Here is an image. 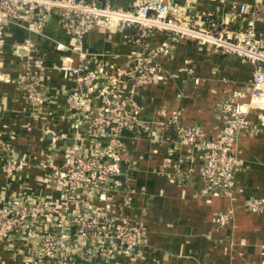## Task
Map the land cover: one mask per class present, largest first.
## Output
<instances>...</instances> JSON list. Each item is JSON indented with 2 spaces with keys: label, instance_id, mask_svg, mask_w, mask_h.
Here are the masks:
<instances>
[{
  "label": "crops",
  "instance_id": "1",
  "mask_svg": "<svg viewBox=\"0 0 264 264\" xmlns=\"http://www.w3.org/2000/svg\"><path fill=\"white\" fill-rule=\"evenodd\" d=\"M100 1L121 8L137 2ZM169 2L179 7V17L189 24L232 39L244 36L241 6L245 4L248 11L264 7V0ZM40 14L9 24L0 52V136L10 142L11 149L0 151V199L11 191H24L33 201L50 198L60 210L71 212H100L110 204L144 230L145 244L130 257L119 252L109 263L91 253L80 257L74 249L64 252L66 264H264V210L246 206L249 200L264 199V101H252L249 95L255 66L207 41L134 26H96L78 45L61 27L56 10L48 12L43 29L36 30L33 24ZM256 37L264 41V16L256 21ZM27 42L33 47L26 46ZM37 56L43 57L46 101L42 105L33 103L19 83ZM96 61L104 64L101 85L111 80L113 70L143 64L153 68V77L140 83L126 76L118 86L121 98L141 108L142 124L139 132H123L121 170L110 181L106 199L89 194L64 200L62 185L45 178L52 170L45 166L51 158L49 163L59 164L64 148L82 145L92 150L101 143L85 133V125L79 130L74 127L67 96L76 85L75 76L62 67ZM238 91L247 94L240 100L255 127L239 140L242 165L233 197L208 196L198 169L191 171L185 164L188 148L178 146L175 129L166 120L176 110L180 124L201 126L207 138L214 139L221 124V105ZM91 97L90 112L95 115L103 100L97 94ZM13 152H26L29 164L12 182L4 166L5 156ZM223 212L230 216L226 224L219 222ZM39 226L47 225L40 222ZM71 232L67 241L74 245L78 237ZM37 239L26 243L14 236L13 247L5 246L8 241L2 243L0 264L42 260L43 264H61L60 258L41 254Z\"/></svg>",
  "mask_w": 264,
  "mask_h": 264
},
{
  "label": "built area",
  "instance_id": "2",
  "mask_svg": "<svg viewBox=\"0 0 264 264\" xmlns=\"http://www.w3.org/2000/svg\"><path fill=\"white\" fill-rule=\"evenodd\" d=\"M51 10L58 12L61 27L72 34L78 45L82 44L84 36L96 26H134L144 31L160 30L173 37L210 42L223 53L244 58L255 66L249 95L252 101H264V41L256 37V21L263 18L264 7L256 6L248 11V7L243 4L241 12L245 14L244 36L232 39L189 24L179 17V7L170 4L169 0H137L131 8L117 7L100 0H0V52L6 43L9 24L19 20L29 21L40 12V17L33 24L40 31L44 27L46 14ZM26 46L33 47L30 42ZM103 65L101 61H96L80 67H62L75 76L76 85L67 96V106L74 119V127L79 130L85 125V133L101 143L92 150L82 145L64 148L59 164L49 163L51 158L45 166L52 167L45 178L52 184L58 181L62 185L61 197L64 200L72 197L81 199L89 194L105 200L110 181L121 170L123 132H139L142 124L141 108L130 106L121 98L117 89L126 76L136 78L140 83H148L153 77V68L143 64L113 70L111 80L106 85H101L99 80ZM42 67L43 57L37 56L30 64L24 80L19 82L27 97L37 105L46 101L42 93ZM96 94L102 96L103 103L97 113L92 115L90 98ZM246 96L243 91L234 92L232 99L222 103L221 124L214 139H208L201 126L180 124L176 110L166 120V124L175 129L178 146L188 148L189 155L185 164L191 171L198 169L208 196L234 195L237 171L242 165L238 151L239 140L255 127L249 118V110L240 100ZM9 149L10 142L0 136V151ZM5 157V174L13 182L28 166L29 155L26 152H13ZM246 206L264 210V199L249 200ZM60 209L52 199L41 197L33 201L24 191H11L7 196L3 195L0 199V246L8 241L5 246L13 247L10 240L14 236L26 243H31L37 236V246L45 258H60L61 264H66L63 260L65 251L75 249L80 257L91 253L110 263L119 252L130 257L145 244L143 228L129 218L120 216L110 204H106L105 209L102 208L100 212ZM229 218V213H221L220 224H226ZM40 222H45L47 226L40 227ZM71 231L80 240L78 242L77 239L74 245L67 241L72 237ZM43 263V260L35 262Z\"/></svg>",
  "mask_w": 264,
  "mask_h": 264
},
{
  "label": "water",
  "instance_id": "3",
  "mask_svg": "<svg viewBox=\"0 0 264 264\" xmlns=\"http://www.w3.org/2000/svg\"><path fill=\"white\" fill-rule=\"evenodd\" d=\"M100 4V3H99Z\"/></svg>",
  "mask_w": 264,
  "mask_h": 264
}]
</instances>
